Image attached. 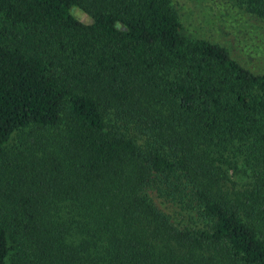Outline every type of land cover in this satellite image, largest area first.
I'll use <instances>...</instances> for the list:
<instances>
[{
    "label": "trees",
    "instance_id": "1",
    "mask_svg": "<svg viewBox=\"0 0 264 264\" xmlns=\"http://www.w3.org/2000/svg\"><path fill=\"white\" fill-rule=\"evenodd\" d=\"M172 2L0 0V264H264V74Z\"/></svg>",
    "mask_w": 264,
    "mask_h": 264
},
{
    "label": "rangeland",
    "instance_id": "2",
    "mask_svg": "<svg viewBox=\"0 0 264 264\" xmlns=\"http://www.w3.org/2000/svg\"><path fill=\"white\" fill-rule=\"evenodd\" d=\"M172 1L183 26L190 34L224 46L229 50L231 57L243 67L254 74H264V20L234 8L232 3L226 0H207L202 4L206 8L193 0ZM212 8L227 12L226 19L215 22L211 19L212 17L209 18L206 13H210ZM77 12L85 23H91L86 14L77 8L73 9L74 14ZM210 19L215 23H208ZM112 122H114L113 117ZM19 136L17 133L13 136L12 145L19 142ZM215 164L219 174H226V178L224 176L220 180L225 189L243 191L252 187V175L242 159L235 160L231 153H226L223 157H219ZM10 245L13 244L10 243ZM20 259L18 252L11 250L7 262L8 264H24Z\"/></svg>",
    "mask_w": 264,
    "mask_h": 264
}]
</instances>
